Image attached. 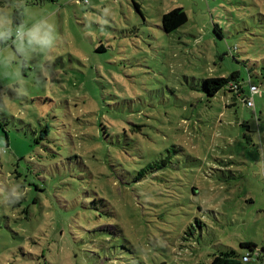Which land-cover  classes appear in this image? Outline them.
<instances>
[{"label": "rangeland", "instance_id": "374dc122", "mask_svg": "<svg viewBox=\"0 0 264 264\" xmlns=\"http://www.w3.org/2000/svg\"><path fill=\"white\" fill-rule=\"evenodd\" d=\"M0 38V264H264V0H0ZM232 70L253 107L200 90Z\"/></svg>", "mask_w": 264, "mask_h": 264}, {"label": "trees", "instance_id": "16d2710c", "mask_svg": "<svg viewBox=\"0 0 264 264\" xmlns=\"http://www.w3.org/2000/svg\"><path fill=\"white\" fill-rule=\"evenodd\" d=\"M133 4L137 11L143 16V14L140 11L139 5L133 1ZM187 14L185 10L182 7H173L169 9L168 11L162 13L160 17V27L161 29L166 32H172L178 27H180L182 24H184L187 21ZM11 19L14 24H19L22 22V13L20 11V8H14L11 12ZM213 31L215 35L219 38H222V33L220 27L217 26V24H214ZM5 43V40L0 38V45ZM236 50V48H235ZM220 58H222V55H219ZM248 71V76L252 75L254 73L253 71L250 72V69ZM243 79L241 78L240 72L238 70H232L227 76H208L202 79V84L200 90L203 91L204 95L209 98L213 97L216 93H218L220 90L225 92H229V96L233 99L234 97H238V99L244 103L248 107H253L254 103L251 97H248L244 95V87L242 84ZM251 86H255L254 84L249 85V90L252 94ZM250 98V99H249ZM231 99L230 102H234ZM251 100L252 104L248 105L247 101ZM229 103L226 104V106L231 105ZM47 132V127H44L40 130V136L42 133ZM165 163V161H163ZM154 164L151 162H148L145 167L141 169V171H148L152 172L154 170ZM142 177L140 175L138 178ZM198 223V221H196ZM190 227H188L185 231V234H190ZM240 247L242 248H248L250 252L247 253H239L236 250L230 248L226 250H221L215 253L211 254L210 260L208 264H242L244 260L249 259L252 256V253L254 249L256 248L255 243L252 241H241L239 243ZM259 251H264V247H261ZM256 257H259V253L255 254Z\"/></svg>", "mask_w": 264, "mask_h": 264}, {"label": "built area", "instance_id": "2783aa9c", "mask_svg": "<svg viewBox=\"0 0 264 264\" xmlns=\"http://www.w3.org/2000/svg\"><path fill=\"white\" fill-rule=\"evenodd\" d=\"M251 90H252V92L255 91L256 90V87L255 86H251ZM247 104L248 105H251L252 104V101L251 100H248L247 101Z\"/></svg>", "mask_w": 264, "mask_h": 264}]
</instances>
